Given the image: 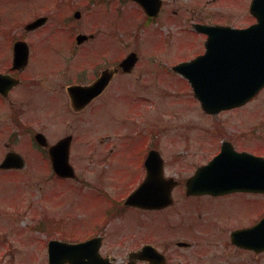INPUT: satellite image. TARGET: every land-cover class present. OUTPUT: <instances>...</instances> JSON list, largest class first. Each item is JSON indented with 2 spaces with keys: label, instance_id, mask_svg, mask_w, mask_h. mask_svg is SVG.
Instances as JSON below:
<instances>
[{
  "label": "rangeland",
  "instance_id": "rangeland-1",
  "mask_svg": "<svg viewBox=\"0 0 264 264\" xmlns=\"http://www.w3.org/2000/svg\"><path fill=\"white\" fill-rule=\"evenodd\" d=\"M53 1L0 0V16H18L22 24L20 29L35 14H49L52 24L54 17L51 14L58 13L62 6L59 0L54 4ZM67 1V18L74 10L81 13L79 19L72 17L70 24L95 36L94 41L81 49L84 65L94 56L96 44L99 47L109 45L115 58L119 56L117 59L128 50L136 49L140 51L142 63L130 76L117 75L114 96H103L97 101L96 109L88 107L76 119L71 114L51 117V130L46 132L51 141L63 134L76 135L70 159L77 179H59L52 170L49 171L50 177L44 179V172L33 164L39 156L32 153H28L26 169L9 172L11 175L0 171V264H47L46 243L49 239L75 241L95 233L93 225L103 209L114 214L117 207L114 199L137 185L134 183L138 179L134 165L122 160L123 156L130 159L129 148L141 138L156 141L160 152L165 153V174L182 182L173 190L174 202L169 209L175 234H170V227H166L153 238L148 237L147 242L167 253H187L189 250L176 246L175 241H188L194 243L190 251L208 257H214L220 251L229 257L230 247L217 242L223 238L214 235L212 239L208 230L200 228L205 220L203 204L217 209L224 222L236 214H251L252 206L249 209L244 196L232 199L238 202V207L227 201L185 199L183 181L197 167L191 161L200 158L192 155L190 149L186 154V137L190 136L189 131L197 135L203 129L206 117L188 82L171 67L204 51L206 35L196 32L195 22L248 25L253 21L248 10L250 0H242V4L238 3L240 0H162L156 17L147 16L133 0ZM70 24L66 23V28ZM67 45L69 42L63 44L60 54L48 52L52 63L63 58L60 55L67 52ZM90 72L83 70L80 78L89 79ZM123 87L125 90L118 93ZM237 109L264 111V88ZM142 126L145 131L141 130ZM10 127L11 123H7L0 131L3 144L13 141L8 137ZM14 136L17 137V142H13L16 150L33 149L29 141L25 142L30 139L29 134L16 133ZM3 144L2 151L5 150ZM189 217L198 227L192 233H187L185 223ZM39 224L43 231L34 228ZM108 245L105 239L101 252H107ZM8 247L11 251L7 250ZM236 252L233 255L236 262L264 264V260L254 259L246 251L237 249Z\"/></svg>",
  "mask_w": 264,
  "mask_h": 264
},
{
  "label": "flooded vegetation",
  "instance_id": "flooded-vegetation-1",
  "mask_svg": "<svg viewBox=\"0 0 264 264\" xmlns=\"http://www.w3.org/2000/svg\"><path fill=\"white\" fill-rule=\"evenodd\" d=\"M59 1L62 6L59 7L58 13L51 14L54 17L52 24L49 14H35L23 24V29H20L19 26L22 24L19 23L18 16L14 14L4 18L0 16V75L2 76L0 77V131L4 130L7 123H11L8 137L13 140L10 143L5 141V144L0 140V163L9 153L20 156L23 161L21 167H0L2 172L13 173L26 169L29 164L28 153H32L39 156L33 164L36 165L37 169L44 172V179L50 177V170H52L53 175L58 177L52 168L51 146L59 139L70 136L69 161L72 164L70 152L76 135L72 133L63 134L51 141L46 133L51 130L49 128L51 117L61 118L66 114H71L76 119L88 107L93 108V110L96 109L97 101L103 96L106 95L109 98L114 96L115 77L117 75L130 76L142 63L140 51L128 50L127 54L132 51L136 52V61L129 71H124L120 67V60L127 54L119 59H117L119 56L115 58L113 49L109 45H105L103 41L104 46L99 47V44H96L94 56L90 62L84 65L81 49L88 42L94 41L95 36L93 33H89L82 42L77 43L76 35L84 32L79 31L78 26L73 27L70 20L72 17L79 19L81 13L79 10H74L72 15L67 18L66 4L68 1ZM100 1L98 0L97 3ZM54 2L55 0L53 4ZM238 3L244 2L240 0ZM45 10L48 11L49 9L45 8ZM76 14H78L77 17ZM36 20L38 21L36 22ZM254 21L255 18L251 23ZM66 23L70 24L67 28ZM47 26L50 27L47 28ZM18 42L26 43L28 55L25 62L18 61L15 63L14 48ZM65 42H69L67 52L60 55L63 57L60 61H53L52 63L48 52L62 53L61 49ZM35 62L38 63L37 66L34 65ZM83 70L91 71L89 79L80 78ZM100 79H102L100 82L102 87L88 103L83 105L80 104L81 101L75 102L76 99H86L89 94L86 90L84 92L82 87H95L93 86L94 83ZM98 88L97 85V90ZM124 90L125 87L119 88L118 93ZM258 112L264 111L238 110L237 108L203 111V116L206 117L203 129L197 135H193V132L189 131L190 136L186 137L188 142L185 148L186 154L188 153L187 149H190L192 155L196 154L197 157H200L191 162L198 167L202 164H208L219 155L217 162L211 167L210 174H219L222 171L234 172L238 169L249 170V168H254L253 163L258 161L264 163V114H257ZM141 130L145 131L144 126ZM16 133L29 134L30 139H25L27 140L25 142L29 141V146L33 149L25 152L20 149L19 151L16 150L13 147L15 144L13 142H17V137L14 136ZM37 134L42 135L39 140L36 137ZM43 139L45 143H42ZM2 144L5 146L4 151H2ZM152 149L158 151L162 156L165 154L160 152L155 140L141 138L137 144L129 148L131 150L130 159L123 156L122 162L124 163L126 160L134 165L135 176L143 179L146 173L144 161ZM163 161L166 166V159L164 158ZM239 164L244 165L239 166ZM196 168L190 176L194 174ZM178 186L180 183L176 187ZM238 196L245 197L249 209L252 206L251 214L250 212L243 216L236 214L232 217L233 219L224 222L218 210L209 207L207 203L203 204L204 210L202 209L205 220L200 228L208 230L212 239L214 235L223 238L217 242L230 247L229 257L220 251L214 257H208L201 252L190 251L194 247V243L180 240L175 241V244L186 242L184 246H177L187 248L189 252L167 253L161 251V254L158 255L151 253L146 254L145 257L137 255L142 246L146 244L154 246L151 242H147V238H153V235L162 229L170 227V234H175L174 222L169 215V209L172 205L160 209H147L125 205L124 201L117 200L116 202L120 203L117 204L115 213H107L108 219L105 228L102 224L97 225L96 232L92 236H97L102 244L105 239L108 240V251L101 252V256L106 259L108 264H248L247 261L238 260L236 262L233 259L237 249L248 252L249 256L254 259L264 260V246L254 248L242 244L244 243L242 240H245L248 235L246 230L251 229L256 240H258L259 227H264V224L259 226V223L264 219V191L231 189L188 195L185 196V199L205 198L206 200L207 198L221 202L227 201L238 207V202L232 201ZM258 205L260 206L259 210H257ZM188 209L187 215L189 214ZM149 218L150 221L148 222L147 219ZM188 220L185 222L187 233H192L193 229L198 227L195 226L190 217ZM146 222L149 223V227ZM8 249L11 248L8 247Z\"/></svg>",
  "mask_w": 264,
  "mask_h": 264
},
{
  "label": "water",
  "instance_id": "water-1",
  "mask_svg": "<svg viewBox=\"0 0 264 264\" xmlns=\"http://www.w3.org/2000/svg\"><path fill=\"white\" fill-rule=\"evenodd\" d=\"M136 1L149 15H155L161 4V0ZM250 11L257 18V23L246 28L196 25L199 31L207 34L205 53L189 62H181L173 66L174 70L182 73L189 80L195 97L199 99L202 108L206 111L242 105L264 86V0H253ZM82 37L83 35H79V41ZM26 55L27 48L17 45L15 63L25 61ZM135 61L136 57L134 53H131L122 60L120 65L126 70ZM101 87L102 84L99 85V89ZM88 100L84 99L82 103L85 104ZM40 136L42 135H36L38 140ZM69 140V137L62 139L50 149L54 171L62 177L75 176L68 162ZM43 141L42 143H45ZM149 157V161H146V164L150 166H148V176L129 195L127 203L144 207H162L171 202L170 192L175 182L171 178H162L156 173V168L160 169L161 166L158 154L155 155V152H152ZM218 157L219 155L207 165L199 167L187 180V194L231 189L264 191L262 161L253 163V169L210 174L211 167L217 162ZM22 165L23 162L18 155L9 153L0 166L21 167ZM242 165L244 164H239V166ZM263 224L264 219L259 226ZM259 228L258 240L249 229L246 230L248 235L245 240H242L244 241L242 244L254 248L263 247L264 229L261 228L264 227ZM180 245L185 244L180 243ZM98 247L99 242L92 239L80 243L50 240L48 243L49 264H100L102 259L98 257ZM143 252L158 254L151 246L144 247L141 253Z\"/></svg>",
  "mask_w": 264,
  "mask_h": 264
}]
</instances>
